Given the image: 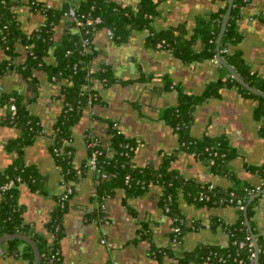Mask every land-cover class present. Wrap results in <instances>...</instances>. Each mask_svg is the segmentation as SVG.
Returning <instances> with one entry per match:
<instances>
[{"label":"crops","instance_id":"obj_1","mask_svg":"<svg viewBox=\"0 0 264 264\" xmlns=\"http://www.w3.org/2000/svg\"><path fill=\"white\" fill-rule=\"evenodd\" d=\"M12 12L24 34H30L44 20V12L37 6L60 8L63 4L79 5L81 0H10ZM122 6L137 8L142 0H110ZM156 15L152 26L156 30L182 27L191 36L199 17H207L224 5L222 0H152ZM242 39L236 47L250 70L264 77V0H249L241 8L237 21ZM53 38L76 33L72 20L62 15L53 28ZM147 30L130 31L123 41L110 39L106 29H97L91 39V67L105 64L111 67L115 82L104 84L92 78L97 101L85 109L72 130L73 164L82 167L88 157L87 135L90 133L107 147L110 129L116 128L136 142L132 163L138 167H158L166 157L173 156L170 164L184 180L198 184L212 183L219 189L247 184L264 189V177L252 167L264 163V136L261 121L254 115L257 100L245 97L235 87H224L217 97H209L197 104L192 112L189 134L192 137L226 138L231 150L227 173H217L202 158L179 148L176 132L163 118L166 108L178 102V90L186 94H201L206 85L220 78L212 58L185 62L166 48L146 45ZM197 39L194 51L202 49ZM26 45L15 44L14 57L8 69L0 75V93L16 91L23 96L26 109L38 117L42 131L25 147L23 161L33 165L45 177L46 193L31 190L26 183L18 185V202L23 205L22 223L42 234L48 241L53 235L47 223L57 206V197L65 188L63 174L50 152V135L62 112L60 87L64 80L49 79L42 71L34 73L35 81L25 79L16 69L26 57ZM7 59L0 44V62ZM47 64L55 59L51 50L44 58ZM11 64L12 67H11ZM167 80V81H166ZM166 82H169L166 86ZM7 108L0 106V168L15 158L5 149V143L17 137L18 130L6 121ZM102 177L86 167L73 183V194L66 202L62 218L63 235L59 242V261L55 264H156L155 248L169 247L163 264H181L182 254L198 244L225 246L228 233L225 226L238 218L234 206L198 204L177 191L175 202L184 217L186 229L175 245L170 244L172 219L164 211L161 201L162 187L150 184L139 194H128L115 188L100 201L96 192ZM261 187V188H260ZM254 192V193H256ZM251 217L253 231L264 244V191L255 197ZM100 205L101 216L93 215ZM105 218L108 223L101 225ZM214 223V225H212ZM106 234L103 236L101 227ZM104 238L106 244L100 240ZM7 244H0V264H27L20 255L7 253ZM22 245L19 246V250ZM187 264H208L189 262Z\"/></svg>","mask_w":264,"mask_h":264},{"label":"trees","instance_id":"obj_2","mask_svg":"<svg viewBox=\"0 0 264 264\" xmlns=\"http://www.w3.org/2000/svg\"><path fill=\"white\" fill-rule=\"evenodd\" d=\"M224 5L211 12L207 17H199L191 36L187 37L182 27L167 28L156 30L152 26V20L156 15V4L152 0H142L137 8L122 6L110 0H81L79 5L73 3L63 4L60 8L54 9L44 7L37 3L44 12L43 24H39L40 32L35 31L24 34L12 12V2L5 0L0 2V44L5 49L7 59L0 62V75L8 69V63L15 54V44L20 42L27 46L25 61L16 66V69L25 79L35 81L36 71L45 72L49 79L60 81L63 77H68V83L61 85L60 98L62 99V112L53 127L50 135V152L55 163L60 167L65 181L76 182L83 169L76 168L73 164V146L63 142L65 139L72 140V130L81 118L86 109V99L88 94L97 93L93 88L91 79H97L104 84L115 82L112 69L108 65L102 64L91 71L92 52L81 53L82 31L66 34L55 41L53 38V28L62 17L63 13L70 5L75 6L77 11L89 13L92 16H100L101 23L91 30L109 29L114 34L117 41L125 40L130 31L135 29L147 30L145 38L146 45L155 47L157 42L163 41L164 48L169 49L178 58L185 62L204 60L216 56V38L221 26L223 16L227 8L228 0H222ZM249 0H233L230 16L221 39L219 54L221 58L231 66L239 76L249 85L264 93V77H259L253 73L242 57V51L236 47L242 39L239 32L237 21L241 17V8ZM4 25L6 27L4 28ZM200 39L202 49L193 50V45ZM226 49V51H224ZM51 50L55 59L53 64H47L44 58ZM13 64H11L12 67ZM75 65V68H74ZM220 78L206 85L201 94H186L178 90V102L174 107L166 108L163 111V118L172 127L178 137L179 148L189 151L199 158L204 159L213 171L217 173H227V162L231 157V150L225 137H192L189 134V127L192 121V112L197 104L202 103L209 97H217L220 90L224 87H235L239 93L245 97L257 100L254 115L260 119V132L264 136V98L256 95L233 79L227 69L219 62L217 64ZM90 71V72H89ZM61 73V74H60ZM167 81V80H166ZM169 82H166V86ZM14 98L16 114L13 124L10 122L8 112L9 97ZM97 101V100H96ZM95 103V102H94ZM0 106L7 108L6 121L18 130V135L5 143V149L15 154V158L9 165L0 168V185L13 181L14 185L9 189H0V236L6 233H20L29 236L35 243L40 252L41 264H55L59 257L52 258V255L59 252V242L63 235L62 218L67 209V203L59 205L51 212L50 220L47 223L48 231L53 235L51 241L45 236L35 232L27 225L22 223L21 215L24 211L23 205L18 202V185L26 183L31 190L46 193L44 185L45 177L41 175L35 166L26 165L23 161L24 149L31 144L37 135L42 131L40 121L37 116L30 113L23 104V96L16 91L0 93ZM110 131V141L107 147L98 142L96 148L98 174L103 178L96 192L97 199L100 201L104 196L110 194L115 188H123L128 194H139L148 189L150 184H157L162 187V204L165 197L169 196L170 214L182 216L176 206L175 198L178 190L183 195L198 204L214 205L211 201L203 202L197 200L199 191H204L208 184H198L194 180H184L180 174L171 168L170 161L172 155L162 160L158 167H138L133 165L132 157L136 142L134 139L126 137L117 128ZM90 139L87 137V145ZM182 142L184 145H182ZM219 143L217 154L206 150L207 146ZM57 149V152L55 151ZM88 147V155L90 153ZM224 152L225 158L219 156ZM261 177H264V163L252 167ZM126 176L128 181L126 182ZM20 181H17V179ZM261 188V187H260ZM229 191H233L236 197L241 198L245 205L244 211L238 210V218L225 226L229 239L225 246L198 244L194 248L185 251L179 258L181 264L189 262L208 264H254L252 253L254 252L249 232L245 225V216L253 227L252 215L256 199L248 202L251 194L256 192V187L247 184L236 185L228 189H219L215 186L212 199L218 196H227ZM251 191V192H250ZM73 194V192H72ZM60 196L57 197V200ZM96 218L101 216L100 205L93 213ZM183 217V216H182ZM214 225V223H212ZM186 227H183L182 234ZM259 264H264V244L258 236ZM240 242L244 244L240 246ZM7 253L20 255L31 264L33 261V251L24 241L11 239L5 242ZM22 249L19 250V246ZM166 255L171 253L168 247ZM153 256L156 264H163V249L155 248ZM209 257V259H207Z\"/></svg>","mask_w":264,"mask_h":264},{"label":"built area","instance_id":"obj_3","mask_svg":"<svg viewBox=\"0 0 264 264\" xmlns=\"http://www.w3.org/2000/svg\"><path fill=\"white\" fill-rule=\"evenodd\" d=\"M0 2L5 3V0H0ZM63 15L69 17L72 20V22L78 28V31H82L81 48L79 51L83 54H87L88 51L90 50V43H91L92 35L95 32L94 30H91L90 27H93L97 24H100L102 21L101 17L100 16H92L89 13L77 11L75 6H73V5H70L68 7V9L63 13ZM5 27H6V25H4V28ZM34 31L36 33H39L40 27L37 26ZM106 33L110 39H114V34L111 30L106 29ZM155 47L164 48V42L163 41L157 42ZM224 51H226V49ZM212 61L216 64L218 63V60L216 59V57H213ZM74 68H75V65H74ZM91 71H92V67H91ZM53 79H55V78H53ZM61 80H64L65 83H68V77H66V76L63 77ZM97 97H98L97 93L88 94L87 99H86V109H89L94 104V102L97 100ZM8 112L10 114V122L13 124V118L16 114V105L14 103V98L12 96L9 97ZM112 126L114 128H116L117 123L113 122ZM87 137H88V139H90L88 142V147H90L91 150H90V153H89L87 160L85 162V166L90 171L98 172L97 160H96L97 154L99 153L98 149L96 148V145L98 144V140L96 139V137H94L90 133L87 135ZM71 141H72L71 139L63 140V142L66 144L70 143ZM182 145H184L183 142H182ZM218 147H219V143H216V144H213L211 146H207L206 150H208V151L212 152L214 155H216ZM55 151L57 152V149ZM225 155L226 154L224 152L219 153V156L221 158H225ZM212 163H213V159H210L209 164H212ZM128 178L129 177L126 176V182L128 181ZM17 181H20V179L18 178ZM63 181L65 184V188H64V191L62 192V194L60 195L59 199L57 200V204H59V205H64V203H66L70 199L72 192H73V183L70 181L66 182L64 177H63ZM13 185H14V182L9 181L7 183L0 185V189L6 190V189H9L10 187H12ZM214 188H215V185L212 183H209L204 191H202V190L199 191V193L197 195V200L203 201V202L211 201L213 204L219 205V206H234L238 210L244 211L245 205H244L243 201L241 200V198L236 197V195L233 191H229L227 196H218L217 198L212 199V197L215 196ZM258 189L259 188L256 187V190H258ZM169 201H171V198L169 196L165 197L164 203H163V209H164V211H166L167 213L170 214V207H169L170 203H169ZM170 216L172 219V228H171V238H170L169 246L179 243V241L183 235L182 234L183 227L186 225L184 217L176 215V214H170ZM99 223L101 225H106L108 223V221L105 218L104 219L101 218V220H99ZM100 229H101L102 235L104 236L106 234L105 227L102 226ZM100 242L102 244H106V241L104 238H102L100 240ZM243 244H244L243 242H240V246H242ZM166 248H168V247L160 248V249H163L164 255H166V252H165ZM56 257H59L58 251H56L52 255V258H56ZM251 258H252V260H254V252L252 253ZM207 259H209V257H207Z\"/></svg>","mask_w":264,"mask_h":264},{"label":"water","instance_id":"obj_4","mask_svg":"<svg viewBox=\"0 0 264 264\" xmlns=\"http://www.w3.org/2000/svg\"><path fill=\"white\" fill-rule=\"evenodd\" d=\"M232 4H233V0H228L227 2V8H226V11H225V14L223 16V19H222V22H221V26H220V29H219V32H218V35H217V38H216V49H217V53H216V59L218 60V62L224 66L229 75L235 79L241 86H243L244 88H246L247 90H249L250 92L256 94V95H259L261 97L264 98V93L259 91L258 89L254 88L253 86L249 85L247 82L244 81V79H242L238 73H236V71L231 67L229 66L220 56L219 54V47H220V43H221V39H222V36L224 34V31H225V28H226V25H227V22H228V19H229V16H230V11H231V7H232ZM264 189L262 191H259V192H256V193H253L250 195L249 197V200L248 202H250L251 200H253L255 197H258L261 193H263ZM244 214H245V209H244ZM245 225L247 227V230L249 232V236H250V239H251V244H252V247H253V250H254V264H259V247H258V241H257V238H256V235L252 229V226L250 225L247 217L245 216ZM11 239H19V240H22L24 241L26 244H28L32 251H33V261L31 264H41V256H40V252L36 246V243L27 235H24V234H20V233H6L4 235H1L0 236V244L3 243V242H6L8 240H11Z\"/></svg>","mask_w":264,"mask_h":264}]
</instances>
